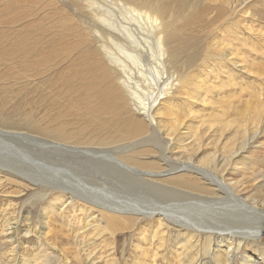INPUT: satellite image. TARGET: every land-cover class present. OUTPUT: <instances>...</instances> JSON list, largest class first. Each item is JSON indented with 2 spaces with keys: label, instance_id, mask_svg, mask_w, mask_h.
<instances>
[{
  "label": "bare ground",
  "instance_id": "obj_1",
  "mask_svg": "<svg viewBox=\"0 0 264 264\" xmlns=\"http://www.w3.org/2000/svg\"><path fill=\"white\" fill-rule=\"evenodd\" d=\"M44 1H9L1 21L15 24ZM64 1L76 17L60 9L47 15L58 17L48 28L30 36L28 25L23 29L28 34L0 51L9 58L11 52L31 54L38 48L31 62L21 60L24 75L43 72L65 56L69 60L54 80L64 85L56 91L55 98L64 102L56 103L54 114L49 109L29 119L0 113V186L28 196L26 204L52 201L40 208L39 218L8 202L11 213L0 224V238L17 242L22 253L17 262L13 253L3 262L8 247L0 241V264H34L39 247L30 248V259L25 256L31 237L54 247L48 243L54 235L69 236L76 226L79 246L87 251L83 248L84 262L79 255L75 260L113 264L95 251L97 240L87 241L84 229L93 220L90 228L101 235L99 219L107 232L118 231L129 241L132 259L124 264H162L164 255L172 264H264V176L253 170L264 159L256 165L251 160L253 145L264 134V103L240 109L228 103L206 129H194L192 120L169 113L170 103L180 96L189 115L207 105L206 96L192 97L187 87L193 58L181 57L196 39L177 25L188 3L196 8L201 0ZM233 2L242 5L226 0V7L236 9ZM67 206L70 219L61 217Z\"/></svg>",
  "mask_w": 264,
  "mask_h": 264
},
{
  "label": "rangeland",
  "instance_id": "obj_2",
  "mask_svg": "<svg viewBox=\"0 0 264 264\" xmlns=\"http://www.w3.org/2000/svg\"><path fill=\"white\" fill-rule=\"evenodd\" d=\"M9 1L13 0L0 1L1 53H3V50H5L3 49L4 47H7L8 44L14 42L15 37L28 34L23 30L27 28L28 25L30 26L28 28V32L30 29V36H36L38 33V29L48 28L50 23L58 18L56 16L49 19L47 15H51L53 13L58 14L57 11H59L60 9H63L68 14H74V16L76 15L71 5L67 1L65 2L64 0H57V2H55L56 4L49 5L50 0H46L42 2L41 5L36 7L34 12H32L29 16L25 18V15L22 19H19V22L17 21L15 22V24H12L11 21H1L2 10ZM198 1L199 0H197V2ZM225 1L226 0H201L198 3L199 6L197 5L196 8L190 6L188 3V7L186 8L184 17H180V20L177 23L179 28L185 26L188 29L190 40L191 38L196 39V43L194 45L190 46L191 43L187 44V49H183L181 55L182 58H187L190 56L193 58V66L190 68L187 76H185L190 81L187 87L191 91L192 97L203 99V96H206L207 105L204 108H193V110L197 111V113L189 115L187 113L185 102L182 100L183 97L180 96L177 102L170 103L169 113L173 117H175L176 115H183L186 117V120H192L194 122V129H200L203 127V129H206V123L211 119V117L214 116V114L220 115L225 112V108L228 103H231L234 108L238 109L243 108L248 104L254 105L256 103H264V0H238L242 4L240 7H245V11L243 10V7L241 9V12L239 11L240 13L238 12V10L240 9V7H238L237 5L238 3L233 2L232 7L236 6V9H228L225 5ZM244 4H246L247 7ZM84 21L86 23V26L87 24L90 25V22L86 20ZM43 36H50V33H45ZM26 41L28 43L32 42V38L30 37V39H26ZM28 43H26V45L31 44ZM34 44L36 45V43ZM43 45L46 46V44L44 43ZM37 50L38 48H36V51ZM36 51L31 54H25L24 52L12 54L11 52V54L8 55L9 58L7 57V55L4 56L0 53V106H2L0 108L1 114L7 115L9 113H19L22 117H26L29 119H39L43 117V115H45L47 113V110L49 111V109L51 112L50 114H54V110L57 108L56 103L59 102L61 104L64 102L63 99L59 100L55 98L56 91H58L59 88H62L64 85L60 83L55 84L54 80L56 79L60 71L67 67L69 62L68 58L65 56V61H62L61 63L56 65H50L49 68L45 69L43 72L30 71V73L28 72L26 74L28 76H26L22 73L23 63L24 61H26L27 63L31 62L35 57L34 53ZM225 53L229 55L227 58L224 56ZM2 56H4L5 58ZM229 58H232L234 60L235 65L231 64L229 60H227ZM21 60L23 63L21 62ZM15 63H17L18 65L16 66ZM16 71L17 73H14ZM21 74H23V76ZM33 75L35 76V79ZM50 82H52V84ZM33 94L36 96H34ZM52 94L54 97L52 96ZM37 104L39 105L37 106ZM17 109L19 110V112ZM257 141L259 143L257 145L255 142V145H253V149L255 150H253L254 153L251 156V160L255 165L258 164L262 158L264 159V134L259 137ZM261 166H259V170L254 167L253 170L259 171L260 174L264 176V164H261ZM89 184L92 183L87 182V185L90 187ZM13 190V186H0V224H2L3 221L6 220V213H11V208L8 206V202H12L14 207H16L15 205H17L16 209L18 208V210H21L22 213L26 211H32V214L35 218L38 216V213L42 212L41 210L43 209L40 208H43L45 202H52L49 201L50 197H48L47 201L43 199L41 202H30L31 204H26L25 202L29 201L27 200L29 199L27 198L28 196L24 197L25 194H23L22 196L15 195ZM23 198L26 201L23 200ZM36 205H38L39 207ZM68 207L69 206H67V209L64 210L65 213L63 212L61 217L65 216L66 219L71 218L73 212H71L72 210L68 209ZM67 214L69 215L68 218L66 216ZM14 216H16V214ZM78 219H80V217ZM36 220L34 221L35 225L38 224V221ZM80 220L83 223L87 221L86 217L84 218V215ZM68 222L69 221L65 222L67 227ZM98 222L101 235L95 232L94 229L90 228L94 225V220L90 226L82 225V228L84 226L86 227L84 230L87 233V241L89 239L97 240L98 246L95 251L103 252L105 256L114 261L113 264H124L125 261L131 260L132 248L127 244L129 241L126 240L125 235H121L118 231H116L115 233H109L106 231L107 225L105 221L99 219ZM64 226L65 224H63V227ZM77 230L78 226H76L73 231H70L71 234L69 236L65 235L64 233H57L56 235H54V238L52 237L53 239L48 242L53 243L54 247H47L45 245L34 243L37 242V240L35 239V237H31L32 239L28 242L29 246H25L27 249H29L25 256L30 259L31 254L34 253L30 248L33 249L34 247L35 249V247H39L38 249L40 250L42 247V250L40 251L38 249H35V253H38L40 257L34 260V264H41L42 262V264H66V260L70 264H81V261L75 260V257L79 255L80 257H82L81 260L84 262L86 254L85 251H87V247L84 248L79 246L82 240V236L76 234ZM261 239V242L264 243V235L261 237ZM64 240L66 241L65 243L62 242ZM0 241H5L7 244L6 247H8V249L5 248V255L4 258H2V261L5 262V258H7V260L9 261L11 256L14 254L16 255L14 261L16 260L17 262L20 259V257H18L20 256L19 254L22 253V249L18 246V244L16 246L17 242L11 243L8 238L4 237L0 238ZM73 241L75 243H73ZM59 242L61 244H59ZM83 248L85 251H83ZM37 250L38 252H36ZM91 250L92 248H90L88 251L90 252ZM80 252L82 254H80ZM164 256L166 261L164 263V261L160 259L161 261H163L162 264H170V262L172 264V261H170L169 258L166 257V255ZM41 260L43 261L41 262ZM92 262L103 264L102 262H96L95 259H92ZM236 263L238 264L237 260H235V264ZM204 264L208 263L204 262Z\"/></svg>",
  "mask_w": 264,
  "mask_h": 264
}]
</instances>
